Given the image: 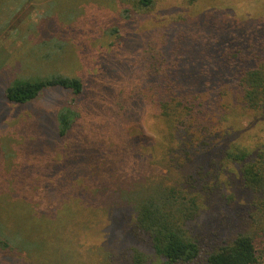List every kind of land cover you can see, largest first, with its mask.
Instances as JSON below:
<instances>
[{
  "label": "rangeland",
  "instance_id": "obj_1",
  "mask_svg": "<svg viewBox=\"0 0 264 264\" xmlns=\"http://www.w3.org/2000/svg\"><path fill=\"white\" fill-rule=\"evenodd\" d=\"M196 1L154 0L152 7L124 18L119 0H0V264H111L128 249L150 254L136 242L125 243L136 217L134 198L168 170L174 178L189 173L170 168L171 154L164 156L152 132L158 128L149 106L117 111L119 91L150 42L160 44L173 33L175 39L183 32L175 25L197 14L217 18L225 11L219 22L211 21V32L245 24L264 35V0ZM231 8L236 16L230 26ZM208 34L200 38L204 46L225 45H212L213 33ZM251 36L250 46L233 38L229 46L252 59L263 57L264 43L255 46L258 35ZM55 78L80 81L81 93L45 87L21 105L4 98L18 83ZM248 114L238 123L252 139L240 143L263 146V123ZM208 157L194 165H207ZM210 183H179L202 197L201 210L220 208L204 213L194 226L204 251L221 244L225 232L228 238L236 235L253 212L249 204L262 199L242 193L238 182H216L219 195L233 202L222 208L213 198L209 206ZM148 264L164 262L152 256Z\"/></svg>",
  "mask_w": 264,
  "mask_h": 264
},
{
  "label": "trees",
  "instance_id": "obj_2",
  "mask_svg": "<svg viewBox=\"0 0 264 264\" xmlns=\"http://www.w3.org/2000/svg\"><path fill=\"white\" fill-rule=\"evenodd\" d=\"M119 3L122 16L128 18L134 10L152 7L154 0H119ZM229 11L231 26L236 10ZM224 12H218L217 18L212 12L207 16L206 12L197 14L187 19V24L175 25L183 28L175 39L173 33L160 44L150 42L117 95V111H127L137 103L149 106L151 119L158 128L152 132L166 150L164 156L171 154L170 168L185 167L189 174L174 178L169 177L168 170L158 183L140 188L134 198L136 217L125 235V243L136 242L150 254L137 248L128 249L121 251L111 264H148L152 256L164 264H193L201 258L206 264H264V145L254 148L242 145L240 142L252 139V135L241 130L238 123L250 113L264 127V55L252 59L239 46L231 47L228 43L233 38V43L248 41L250 46L248 35L251 38L258 35L256 46L264 43V35L255 34L254 27L245 24L234 30L211 32V21L219 22ZM208 32L214 36L209 41L212 45L218 42L225 45L218 49L209 47L211 44L204 46L200 38L209 35ZM45 87L70 89L75 95L82 91L78 80L55 78L45 83H18L5 90L4 98L21 105L35 99ZM204 155H209L207 165L195 166L194 162ZM180 182H211L206 187L209 206L214 204L210 202L213 198L219 200L222 208L233 202L232 196L219 195L216 182H238L242 193L251 192L262 199L249 204L253 212L236 235L228 238L229 231L228 235L225 232L221 244L204 251L194 239V226L204 213L212 214L220 208L201 210L202 197L183 189ZM237 208L234 206L232 210L238 211Z\"/></svg>",
  "mask_w": 264,
  "mask_h": 264
}]
</instances>
